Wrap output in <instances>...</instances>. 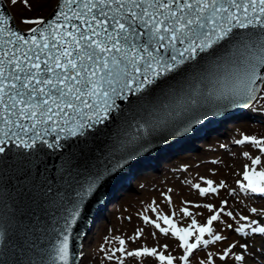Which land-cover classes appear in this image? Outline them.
<instances>
[{
	"label": "water",
	"instance_id": "water-1",
	"mask_svg": "<svg viewBox=\"0 0 264 264\" xmlns=\"http://www.w3.org/2000/svg\"><path fill=\"white\" fill-rule=\"evenodd\" d=\"M264 83V0H0V264H79L137 165L177 156Z\"/></svg>",
	"mask_w": 264,
	"mask_h": 264
},
{
	"label": "rangeland",
	"instance_id": "rangeland-1",
	"mask_svg": "<svg viewBox=\"0 0 264 264\" xmlns=\"http://www.w3.org/2000/svg\"><path fill=\"white\" fill-rule=\"evenodd\" d=\"M5 1L25 29L37 24L56 2ZM239 113L240 111L234 113L237 117L236 123L223 127L226 124L223 121L235 122L232 117H227L191 140L185 153L175 157L173 150L166 151L137 168L135 177H125L121 181V191L112 198L113 202L105 211L98 215V221L83 241L79 264H136L132 258L122 253L124 250L121 238L125 239L123 235L126 234L129 237L139 233L142 238L139 237L138 242L131 246L147 252L154 245V235L151 234L155 231L153 226L156 220L162 227L170 224L173 228L187 229L198 224V218L204 211L208 212L206 206L215 201L234 196H250L253 202L259 201L263 204L264 83L254 105L242 110L240 115ZM229 169L231 173L228 172ZM207 222L209 223L208 217L203 224L207 225ZM235 227L229 222L227 231L222 236H213V241L199 248H214L216 241L227 244L229 236L237 233ZM164 241L172 248L173 264H180L179 258L194 263L197 248L191 252L190 248H179L171 240ZM231 245L233 244L228 246V250L233 251L235 247ZM229 255L230 253L226 254L224 262Z\"/></svg>",
	"mask_w": 264,
	"mask_h": 264
},
{
	"label": "bare ground",
	"instance_id": "bare-ground-1",
	"mask_svg": "<svg viewBox=\"0 0 264 264\" xmlns=\"http://www.w3.org/2000/svg\"><path fill=\"white\" fill-rule=\"evenodd\" d=\"M254 103L255 101L251 105H254ZM251 112L250 114H252ZM233 119L237 120V117L233 116ZM223 123H226L223 127H227L230 123H236V121H223ZM262 156H264V146L262 147ZM237 162L238 160L235 163ZM137 167L141 168L142 164L137 165ZM228 172L231 173V170L229 169ZM237 193L239 194V190ZM234 197L237 198V201ZM234 197L225 198L207 205L206 209L208 212L204 211L203 215L198 218V224L196 223L187 229L173 228L170 224L162 227L156 220L153 227L157 232L155 233L153 230L151 234L154 235V237L152 236L154 245L152 244L147 252L131 246L132 243L138 242L137 239L139 237L140 239L142 238L139 233H134L129 237L127 234L123 235L125 239L121 238L124 250L122 253L124 256L132 258L136 264H173V251L168 243L164 241L166 239L168 241L171 240L179 248L185 250L190 248L191 252H194V249L197 248L194 254L195 258H193L194 263L186 262V259L179 258L180 264H264V234L257 235L256 232L251 231L258 229L260 224L264 225V218H262L264 215V202L263 204H260L259 201L253 202V198L249 196V198L247 197L249 200L247 203L246 197ZM115 208L114 205L113 209ZM206 217H208L209 223L207 222V225H204L203 221ZM160 220L163 221V219ZM229 222L236 226L237 233H232L229 236L227 244L216 241L214 242V248H199L207 242L213 241V236H222L227 231L226 228ZM248 222H251V225L247 226ZM230 244L235 247L233 251L228 250ZM208 245L211 246L210 244ZM228 253L230 255L226 257L227 260L224 262L223 259Z\"/></svg>",
	"mask_w": 264,
	"mask_h": 264
}]
</instances>
